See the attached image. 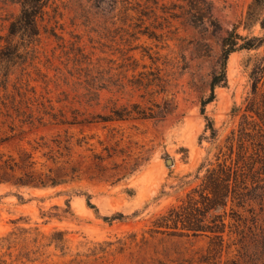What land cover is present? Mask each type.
Segmentation results:
<instances>
[{
    "label": "rangeland",
    "instance_id": "obj_1",
    "mask_svg": "<svg viewBox=\"0 0 264 264\" xmlns=\"http://www.w3.org/2000/svg\"><path fill=\"white\" fill-rule=\"evenodd\" d=\"M129 1L132 7L146 0ZM153 1L140 16L124 11L122 0H50L38 19V57L12 68L1 92L0 155L33 161L36 176L59 183L17 185L18 170H0V264H264V171L238 190L257 198L244 207L228 199L205 212L200 196L206 169L223 159L234 163L240 127L252 129L251 117L244 118L247 101L261 103L264 94V84L253 94L249 78L264 48L235 51L226 83L201 111L222 37L251 0H210L217 28L207 18L194 27L186 15L160 9L183 0ZM19 12V3L0 0V47ZM239 31L262 34L258 25ZM78 52L99 69L111 67V91L86 89ZM133 104L156 117L57 122L96 120L112 106ZM157 104L174 111L162 116ZM194 188V215L209 227L195 235L180 223L157 227ZM118 212L124 217L103 219Z\"/></svg>",
    "mask_w": 264,
    "mask_h": 264
},
{
    "label": "trees",
    "instance_id": "obj_2",
    "mask_svg": "<svg viewBox=\"0 0 264 264\" xmlns=\"http://www.w3.org/2000/svg\"><path fill=\"white\" fill-rule=\"evenodd\" d=\"M20 4V12L12 17L8 25V34L5 39V43L0 47V98L1 92L7 90L8 83L10 81V75L13 73L12 68L29 61L33 63V60L38 57V50L36 44L39 42V27L38 19L42 18L46 13V7L50 0H12ZM123 1V9H135L140 16H144L142 13V6L148 4V0L143 3L136 1V6H129V0ZM184 4H162L160 9L163 13H168L169 16L179 18L181 14L186 15L187 21L190 25L196 27L199 23H202L207 18L213 27H218L217 22L212 17L211 2L210 0H183ZM117 4L118 0H112ZM152 2L156 5L157 1ZM149 5V4H148ZM140 7V9L138 8ZM149 7H151L149 5ZM179 9L178 12L176 9ZM152 14L157 17L156 11L153 9ZM258 25L262 34H242L239 29L250 30L254 26ZM149 36H155L154 32H146ZM14 38H17L14 40ZM264 48V0H251L247 6V9L236 22L232 24V27L227 30L226 34L222 37L221 41V53L219 57V69L212 75L210 82L209 95L201 100V111L204 112V106L208 102L212 101L215 97L214 88L218 85L226 83V63L231 53L239 50H258ZM79 57L77 62L84 63L85 66L80 69L84 71L83 82L87 90L94 89L95 95L102 89L111 91L113 82L111 81L110 68H101L95 66L90 60V57L83 52H78ZM100 59V58H99ZM105 59V58H103ZM111 58L107 59L110 60ZM249 78L251 79V89L253 94H257L259 84H264V55L255 56L252 62V66L249 72ZM82 79V78H81ZM163 91V90H162ZM168 107L169 102H165ZM159 110L158 114L164 115L174 111L173 108H161L157 104ZM236 109V108H235ZM244 118L246 116L251 117L252 129L246 130L247 127L244 124L240 127L238 133V147L236 151V157L234 163H227L226 159L217 161V164L211 168L206 169L204 178L200 184V196L207 201L204 204L205 212L216 209L218 207L225 206L227 200H236L237 206L244 207L250 201H256L254 194L238 190H243L248 185L255 183V174L259 171H264V94H262L261 103H258L255 98H250L247 101V105L244 108ZM248 113V114H247ZM53 119H56V114H51ZM96 120H79V121H66L59 120V123L79 124L83 122L91 121H115V120H128V119H147L156 117V113L145 110H141L138 104H133L132 108L110 107L108 114H99ZM206 119L207 116H206ZM209 121V120H208ZM211 131V136L216 135V130L213 125L208 122L207 126ZM234 133V132H232ZM233 137L231 138V140ZM245 141L248 142L245 145ZM1 142V141H0ZM57 146H61V141L55 139ZM64 145V144H63ZM233 152L232 143L228 148V158L231 159ZM34 162H25V159L20 158L16 160L13 156L8 155L3 159L0 155V170L15 172L18 170L21 175L15 177V183L17 185H36V186H55L59 182L53 177H47L43 179L41 176H36L32 167ZM29 167V168H28ZM239 171V172H238ZM2 175V174H1ZM0 175V183L5 181L4 176ZM196 188L187 193L186 198L177 207H172L168 210L167 214L162 216V222H156L157 227L168 225L170 222L174 225L181 224V228L190 231L192 234H198L201 231H205L209 224L204 219H199L194 215L196 209L197 199L194 193ZM210 194V195H209ZM88 205L95 207L87 200ZM66 204L69 206V199L66 200ZM124 214L116 213L111 216H103L105 220H113L115 218H122ZM170 221V222H169Z\"/></svg>",
    "mask_w": 264,
    "mask_h": 264
}]
</instances>
